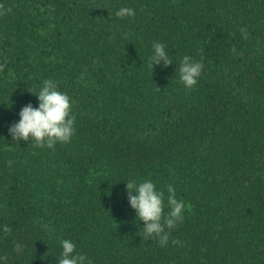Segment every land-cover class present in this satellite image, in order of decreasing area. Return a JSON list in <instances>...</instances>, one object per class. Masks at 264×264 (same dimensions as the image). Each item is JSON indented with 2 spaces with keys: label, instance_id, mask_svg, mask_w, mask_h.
Here are the masks:
<instances>
[{
  "label": "trees",
  "instance_id": "1",
  "mask_svg": "<svg viewBox=\"0 0 264 264\" xmlns=\"http://www.w3.org/2000/svg\"><path fill=\"white\" fill-rule=\"evenodd\" d=\"M0 3V264H58L63 239L92 264H264V0ZM153 42L171 65L148 67ZM185 55L204 65L192 89ZM45 79L76 132L17 143L9 126ZM131 179L186 205L167 246L141 236Z\"/></svg>",
  "mask_w": 264,
  "mask_h": 264
},
{
  "label": "clouds",
  "instance_id": "2",
  "mask_svg": "<svg viewBox=\"0 0 264 264\" xmlns=\"http://www.w3.org/2000/svg\"><path fill=\"white\" fill-rule=\"evenodd\" d=\"M11 8H6L0 3V16L10 13ZM115 15L118 18L135 16V11L130 7H121ZM245 39L248 38L246 28L241 29ZM153 54L149 57L148 67L153 69L155 65L168 67L173 63L161 42H153ZM236 54L233 46L230 50ZM242 55V53H240ZM6 65L0 64V72H3ZM204 65L194 60L191 56L185 55L179 64V80L187 89L197 85L202 74ZM39 101L38 107L31 103L23 106L19 112V121L9 126V134L12 139L19 141H32L36 147L54 148L57 143H69L76 132L75 116L72 114V100L66 93L58 90L57 82L52 79H45L43 86L36 93ZM11 166L12 161H8ZM127 198L136 217L143 221L144 227L141 236L145 240L156 239L160 246H167L170 239V231L183 222L186 205L178 200L175 195V188L167 186V205H165V193L157 190L156 185L150 180L137 182L131 179L126 183ZM135 193V194H134ZM169 209L165 214V207ZM167 229V230H166ZM5 234H11L12 229L8 225L3 226ZM173 245H180L181 241L172 239ZM62 252L58 264H92L86 255L76 252V245L68 240L60 241ZM14 250L21 251V245L15 243Z\"/></svg>",
  "mask_w": 264,
  "mask_h": 264
}]
</instances>
